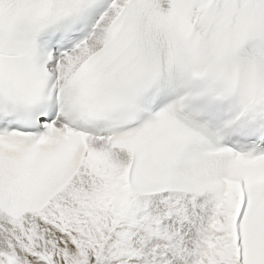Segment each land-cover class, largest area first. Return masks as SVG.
Returning a JSON list of instances; mask_svg holds the SVG:
<instances>
[{"label": "snow or ice", "instance_id": "6c2138e0", "mask_svg": "<svg viewBox=\"0 0 264 264\" xmlns=\"http://www.w3.org/2000/svg\"><path fill=\"white\" fill-rule=\"evenodd\" d=\"M0 264H264V0H0Z\"/></svg>", "mask_w": 264, "mask_h": 264}]
</instances>
